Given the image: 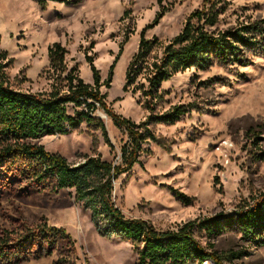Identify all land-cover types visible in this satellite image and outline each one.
<instances>
[{
	"label": "rangeland",
	"instance_id": "1",
	"mask_svg": "<svg viewBox=\"0 0 264 264\" xmlns=\"http://www.w3.org/2000/svg\"><path fill=\"white\" fill-rule=\"evenodd\" d=\"M205 2L49 0L42 7L35 0H0V48L11 59L7 72L14 86L32 92L50 90L54 79L52 70L48 71V47L60 42L68 51V67H75L85 82L94 83L86 56L93 57L102 82L112 71L109 85L104 83L100 91L115 113L139 123L174 105L188 108L173 123L148 125L163 144L143 142L148 151L113 182L112 200L123 214L146 219L161 230L177 229L189 220L220 212L232 213L244 199L264 195V159L255 157L251 142L252 132L257 133L264 149L263 49H250L245 66L214 63L177 72L161 84L162 95L152 102L153 109L140 90H124L126 70L138 50L142 31L146 38L155 37L165 44ZM224 6L220 29L255 21H263L264 26V0H227ZM161 11L165 13L154 22ZM161 45L151 55H161ZM139 82L146 83L141 77ZM80 109L68 105L71 115ZM94 115L103 120L113 147L101 128L86 121L67 134L46 135L35 142L70 162H80L87 155L120 162L122 147L130 140L127 132L103 110L97 109ZM25 183L10 185V193L0 204V226L12 231L0 264H58L60 259L66 264L138 263L131 241L100 234L91 210L75 200L74 189L48 194L30 190L18 195V188ZM173 189L193 200H180ZM49 226L62 228L71 236V252L65 243H56L52 254L35 256L37 250L50 246L44 233ZM195 235L208 250L213 243L224 254L226 264H264V245L247 241L236 228L213 237L196 229ZM229 252L238 253L237 257ZM202 264L214 263L205 260Z\"/></svg>",
	"mask_w": 264,
	"mask_h": 264
},
{
	"label": "trees",
	"instance_id": "2",
	"mask_svg": "<svg viewBox=\"0 0 264 264\" xmlns=\"http://www.w3.org/2000/svg\"><path fill=\"white\" fill-rule=\"evenodd\" d=\"M35 1L45 7L49 0ZM226 1L206 0L202 8L188 15L181 31L165 44L155 37L146 38L143 30L138 50L126 70L124 90H140L148 107L153 109L152 102L162 95L161 84L179 71L192 67L204 69L214 63L248 65L246 53L250 49L264 50L263 21L220 29L218 22ZM164 11L157 13L154 22L162 17ZM159 45L162 46L161 55H151ZM67 52L60 42L48 47V71L52 70L54 79L52 88L32 92L14 86L7 72L11 59L8 52L0 48V204L11 191L8 187L20 181L29 187L18 188V195L27 194L30 190L48 194L50 191L57 193L61 189H74L75 200L82 201L91 210L101 235L120 236L132 242L138 253L137 264H187L190 261L202 264L205 260L226 264L224 254L219 253L213 243H210L211 250L202 245L195 235L196 229L213 237L236 228L247 241L264 245V195L244 199L232 213L220 212L189 220L177 229L161 230L146 219L126 217L112 200L114 180L148 151L143 148V142L163 144L148 125L173 123L186 114L188 108L174 105L162 114H149L139 123L123 117L112 110L105 100L106 94L100 91L101 85H109L112 71L102 82L93 57L86 56L94 80L93 84L87 83L75 67H68ZM138 77L144 78L147 84L137 83ZM69 104L81 108L76 115L69 114ZM97 109L103 110L129 136L130 140L122 147L120 162L104 161L100 155H87L80 162H70L65 156L51 153L43 144L35 142L46 135L67 134L86 121L101 128L106 142L113 147L103 120L94 115ZM252 134L255 157L264 159L260 137L257 133ZM173 190L180 200L186 203L193 200L183 192ZM10 231L0 226V263L10 245ZM44 233L50 246L37 250L35 256L52 254L56 243H65L67 251H72L73 240L62 228L49 226ZM229 254L237 257L238 253ZM61 263L66 264V261L58 260V264Z\"/></svg>",
	"mask_w": 264,
	"mask_h": 264
},
{
	"label": "bare ground",
	"instance_id": "3",
	"mask_svg": "<svg viewBox=\"0 0 264 264\" xmlns=\"http://www.w3.org/2000/svg\"><path fill=\"white\" fill-rule=\"evenodd\" d=\"M106 117V116H105ZM110 264V263H109Z\"/></svg>",
	"mask_w": 264,
	"mask_h": 264
}]
</instances>
